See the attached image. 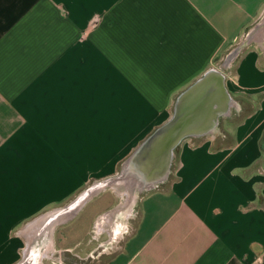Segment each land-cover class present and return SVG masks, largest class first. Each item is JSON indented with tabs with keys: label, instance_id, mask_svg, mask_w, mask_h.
Here are the masks:
<instances>
[{
	"label": "crops",
	"instance_id": "obj_1",
	"mask_svg": "<svg viewBox=\"0 0 264 264\" xmlns=\"http://www.w3.org/2000/svg\"><path fill=\"white\" fill-rule=\"evenodd\" d=\"M263 9L0 0V264H264V52L243 47L264 19L228 51ZM216 83L207 130L143 146Z\"/></svg>",
	"mask_w": 264,
	"mask_h": 264
},
{
	"label": "water",
	"instance_id": "obj_2",
	"mask_svg": "<svg viewBox=\"0 0 264 264\" xmlns=\"http://www.w3.org/2000/svg\"><path fill=\"white\" fill-rule=\"evenodd\" d=\"M218 88V84L216 83V91L214 92V96L212 91L207 92L206 104L204 103V105L200 106V109L190 107L174 108L175 112L173 113V116L169 119V121L162 125L152 135L151 138L145 141L143 146L148 145V147L153 148V151L157 149V151H154L153 153L165 154L185 134L198 133L207 130L211 123H213L216 113H223L225 111V93L220 91ZM214 98H216V100ZM134 155L135 154H133V156ZM145 167L147 169H145ZM145 167L143 168V170H141V173L143 175H146H142L143 177L141 180V184L143 185H147L151 180H153V174L146 172L150 167L147 165Z\"/></svg>",
	"mask_w": 264,
	"mask_h": 264
},
{
	"label": "rangeland",
	"instance_id": "obj_3",
	"mask_svg": "<svg viewBox=\"0 0 264 264\" xmlns=\"http://www.w3.org/2000/svg\"><path fill=\"white\" fill-rule=\"evenodd\" d=\"M263 19H264V9L261 15L259 16V18L254 22V24H252L249 28H247V30L244 31V33L234 42V44H232L229 47L228 51L232 50L233 48L237 46H241L244 39L253 32V29H255L256 26L259 25L263 21ZM257 30L259 32L257 31L250 38H248L246 45L243 47L255 46L256 48L264 52V26L262 27V29H257ZM217 61H218L217 63L221 62V60H217ZM48 238H49L48 234L39 236L38 238L36 237L34 241L31 243L30 248L32 247V249L36 252L39 251V249L40 250L43 249ZM105 251H108V250H105ZM65 253L66 252H59V251L50 249L46 251V255L42 257L41 262L42 264H73L72 263L73 256H71L68 253L67 254ZM112 253L113 252L109 250L107 254H112ZM102 256L105 257L107 255H101L100 258H102Z\"/></svg>",
	"mask_w": 264,
	"mask_h": 264
},
{
	"label": "bare ground",
	"instance_id": "obj_4",
	"mask_svg": "<svg viewBox=\"0 0 264 264\" xmlns=\"http://www.w3.org/2000/svg\"><path fill=\"white\" fill-rule=\"evenodd\" d=\"M130 172H134L133 170H126L125 171V175L123 176V181L124 182H127V180L129 179L128 177H127V175H128V173H130ZM130 182H131V180H130ZM131 184H133L132 182H131ZM130 184V186H131V189H134L132 186L133 185H131ZM139 188H145V186L146 185H143V184H141V185H139V184H136ZM40 255L38 254V256L36 257L37 259H38V257H39ZM36 258H35V260H36Z\"/></svg>",
	"mask_w": 264,
	"mask_h": 264
}]
</instances>
